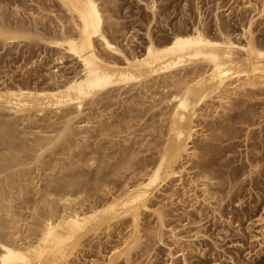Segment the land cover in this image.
Masks as SVG:
<instances>
[{
    "label": "bare ground",
    "instance_id": "6f19581e",
    "mask_svg": "<svg viewBox=\"0 0 264 264\" xmlns=\"http://www.w3.org/2000/svg\"><path fill=\"white\" fill-rule=\"evenodd\" d=\"M51 1L64 8L68 25L60 16L51 26L42 15L26 22L19 16L7 19L0 10V42L37 39L56 50L55 63L51 60L53 64L44 73L46 77L43 75L49 85L40 86L44 83H38L39 76L33 84H0V264H71V257L76 259L80 247L89 245L94 234L104 230V237L111 236L112 226L122 234L128 221L132 238L124 244L130 247L123 252L112 247L106 258L108 264H120V257L124 264H131V244L145 235L141 230L146 231V226L140 221L146 212L156 217L154 244L166 247L167 264H175L177 255L188 264L183 251L175 254L164 241L163 228L169 224L165 217L178 211L176 197L193 189L191 200L198 206L192 202L190 206L199 219L204 214L201 203L211 213L223 205L219 182L211 181L219 167L213 164L223 151L219 150L222 143L215 141L231 139L239 130L235 124L252 116L253 106L239 105L235 96L242 94L250 100L255 89L264 86V45L255 43L254 21L250 18L235 36L216 21L218 34L211 35L196 0L198 21L186 27L179 19L174 28L168 25L169 35L159 39L152 33L153 26H147L145 39L140 41L125 38L113 12L116 0ZM157 2L149 0L146 5L153 22ZM65 57L72 63L63 65L61 71L58 64ZM144 114L149 118H143ZM132 119L139 120V125L132 127ZM201 124L210 130L201 132L202 137L196 135ZM141 131L145 138L146 134L154 138L152 150L143 145L148 138L146 142L143 136L138 139ZM225 144L230 146L232 141ZM258 157L249 156L252 164H257ZM187 162L194 170L184 178L190 169ZM235 169L227 170L231 174L227 178L233 177ZM174 225L165 229L168 238L178 242L183 235L176 234ZM259 230L264 233V225ZM149 245L144 251L148 257L152 252Z\"/></svg>",
    "mask_w": 264,
    "mask_h": 264
},
{
    "label": "rangeland",
    "instance_id": "374dc122",
    "mask_svg": "<svg viewBox=\"0 0 264 264\" xmlns=\"http://www.w3.org/2000/svg\"><path fill=\"white\" fill-rule=\"evenodd\" d=\"M157 1H158L157 2L158 3V15L156 16V22H153V20H151V18H152L151 12H150L149 8H147V6H146L147 3L149 2V0H146V1L145 0H116L117 5H115V10H113V12L115 13L114 16H116L117 19L120 20V22H118V23H121L120 28L123 27V29H124L123 31H125V34H126L125 38H127V36L129 38L134 37L140 41H143L145 39L144 32L146 31L147 26H150V27L153 26L152 27L153 28L152 33L156 39L157 38L159 39L161 37H164L165 35L168 36L169 32H170L169 26L170 25L172 26V27L170 26V29L174 28L173 26H177L178 24L176 25V23L178 22L179 19L180 20L178 23H184V25L186 27H189V25L198 21V15H197L198 13H197V9H196V5H197L196 0H157ZM184 3H186V5ZM199 3H198V6H200V7H198V8H200V10L202 11V16H203V20H204L203 22L206 23V26L209 25L208 27L210 28V31H209V29H208V31L211 32L210 33L211 35H212V33H213V35L218 34V32L215 29H217V27H216L217 23L220 22V24H222L221 27H222L223 31H226V33H230V34L232 33L233 35L232 34L231 35L235 36L238 33L242 32V29H241L242 26L247 25L249 19L252 18V20L254 22L252 25L253 29L252 28L251 29H252V34L254 33L253 38L255 39V37H256L255 43H257V44L259 43L261 45H264V10H261L262 7L264 6V0H251V2H248L247 0H199ZM60 7L61 6L58 5L57 3H55V1H51V0H0V10L3 13L1 11L0 12H1V14H3V16L7 15V16H4L7 19L8 18L11 19L12 16L13 17L15 16V18L19 16L21 18V19L18 18L19 20L26 22L27 20L30 21V19H32L33 16L39 17L42 15L41 18L43 17L42 19L44 20V22L46 21L45 24L47 26L53 25L55 23V20H56L55 17H59V16H60L59 18L65 22V25L68 23L67 22L68 18L66 16V12H65L63 7H61V8ZM116 8H118V9L116 10ZM259 10H261L262 12H259ZM262 13H263V15H262ZM258 14L262 15V16H259ZM45 15H47V16L44 18ZM216 17H218V19ZM29 21L27 23H29ZM216 21H218V22H216ZM160 26H161V28H160ZM214 32H217V33H214ZM120 38H122V37L119 36V39ZM36 40L35 41H33V40L32 41L22 40V41H19V43L18 42H16V43L10 42L9 43V42H5V41L0 42V84H2V82H4V83L6 82L7 84L8 83L13 84V82L15 84H18V83L24 84L25 82L33 84V81H36L37 76H39L38 80L39 79L40 80L38 83H41V82L44 83L41 85L39 84L40 86L45 85V83H47L49 85L48 82H46V81L44 82L45 77H46L44 75V73L49 71L48 70L49 64L52 65L53 63H55L52 60V58H53V56L56 55L54 53V52H56V50L51 49V47H47V45L42 43L41 40H37V42H36ZM5 43H8V44H5ZM40 60H42V63L39 62ZM51 60L53 61V63ZM64 60H65L64 63L58 64V67L61 71H62V69H64L62 67L63 65H66V64L70 65V62H71L70 61L71 59L69 57L68 58L65 57ZM37 61L39 64L36 63ZM61 67H62V69H61ZM34 69H35V71H34ZM20 81H21V83H20ZM260 89H261V91H260ZM258 90L260 92H258ZM237 95H239V94H237ZM237 95L235 97L238 100H236V98L233 97V95H232V99L236 100L238 102V104L242 105V106H243V104L245 105L246 103L252 105L253 106V113H252V116L247 119L248 122L249 121L251 122L250 124L249 123L247 124V121L242 122V123L240 122V124L239 123L235 124V126H238V129H239L237 132L238 134L237 133L235 134L236 136L234 135V136H232V138L230 137L231 139L222 137V138H224V140L222 139L221 141H218V142L215 141L216 143L220 142L219 143L220 145L222 143V146H221V148H219V150L223 149V151H220L221 155L218 158H216L217 160H215V163L213 164V167L217 168L218 165H219V167L216 169V171H213V173H214L213 177L214 178H213V180L211 179L212 182H215V183L217 181L219 182V183H216V184H218L217 186L220 188L218 195L223 196V198H225L222 201L223 205H221V207H219L220 208L218 211L219 213L218 212H213L215 214L211 213L212 212L211 209L209 207H207L205 204L203 205L201 203V208H202V206H204L205 208L203 207L202 209L203 210L205 209V210L204 211L202 210V212L204 214L200 215V217H201L200 219H203V220H200L198 217L199 215H197L195 210L192 209L190 206L194 202V201L192 202V200H191L194 197V194H191L192 191L194 190L193 189V190H189V192L187 193L188 195L186 194L187 196L183 195L184 198L182 195L180 196L181 198H183V200L181 199L183 202H180L181 201V200H179L180 197L177 198L176 197L177 195L175 194L174 197H172V199L175 200V197H176L175 201H177V200L179 201V202L175 203L178 206L177 210L179 211V213H178V211H176V212L173 211L172 213H169L165 217L166 221L170 224V225L168 224V226H173L174 224L177 225V226L174 225L175 226L174 230L176 231V234L178 236L183 235V236H181L183 238L179 239L178 242H173L172 240H170L171 238H168V237H170V236H168L169 231H168V229H165V228H168V226H167V227L163 228V231H164L163 238L165 237L164 241L167 240L166 241L167 244L171 246V249H172V251H174L175 254H178V253L183 251V254H184L183 256H186L185 258L187 259V261H189L188 264H214V263L215 264H264V233H262L259 230L264 225V141L261 140V139H264V86L257 87V89H255V92H254V97L252 96L253 98L251 97L250 100L245 99L247 97L243 96L242 94L239 96H237ZM254 98H257V99H254ZM242 99L245 101L241 102ZM251 99L253 101H251ZM133 104H136V103H133ZM254 110H255V114H254ZM259 115H262V116H259ZM144 116L146 118H149V115L144 114L143 118H145ZM218 116H222V113H219ZM209 118H213V117L208 116V119ZM153 119L155 120L156 118L150 117V120H153ZM136 120L137 119H132L131 122L134 125L132 127H136L139 125V124H136L137 122L139 123V120H137V122H136ZM239 125H241V127ZM199 126H197L198 132L196 133V135H199L200 137H202L201 135L203 132L204 133H210V130L203 127L202 124ZM202 128L203 129L205 128L206 130L205 129L203 130ZM245 128L246 129L248 128V130H246ZM199 130H201V131L199 132ZM244 131H246V132L248 131V132L244 133ZM248 133L250 134V136ZM146 135L147 136L149 135L147 137L148 139L145 138L146 137L145 132H142V135L139 133L140 138H138V139H141L143 136L144 142H146V139L150 140L146 143H143V145L148 144L147 146L150 147V150H152L153 145H154L153 144L154 138L151 140L152 135H151V137H150V134H146ZM245 135L248 136L247 139H246ZM251 136H254V138H251ZM154 137H157V136H154ZM230 141H232V144L230 146H226L225 143H229ZM149 142H151V145ZM252 142H253V144H252ZM224 144H225V146H224ZM136 147H138L137 144H136ZM251 155H253V156L258 155L259 156L257 159H255L257 164L255 163V161H253L254 162L253 164H255V166L252 164V160L249 158V156H251ZM223 157H224V159H223ZM225 159H227V161ZM221 162H223V165L221 164ZM186 164H187V166H186ZM188 165H189L188 162L185 163V166L187 168H190V166H188ZM190 165H191V163H190ZM250 165H252L254 167H252ZM237 166H238V168H237ZM239 166H242L243 168H246V169L240 168ZM231 167L233 169L236 168L237 170L235 169L236 171H235V173H233L232 178L231 177L227 178L229 173H231L230 171H233ZM255 169H256V171H255ZM192 170H194V169L190 168L189 170L185 171V173L183 174L185 177L184 176L183 177L184 178L188 177L189 175L187 173L189 171L191 173ZM227 170L229 173H227ZM249 170L251 171V173H249L248 174L249 176H248L247 173L249 172ZM242 172H244L245 174L242 175ZM234 174H235V176H234ZM216 176H218V177H216ZM229 176H231V174ZM229 186L231 188H229ZM227 189L229 190L228 194H227ZM178 191H179L178 193H182V189L181 190L179 189ZM190 191H191V193H190ZM197 193H199L198 190H197ZM227 195H229V196H227ZM185 196L187 197L186 201H185V199H186ZM228 198H229V200H227ZM165 199L166 198H164L163 201ZM226 201H227V203H226ZM164 202H168L167 199ZM182 204L184 206H182ZM194 204H196V205H194ZM213 204H214V202H213ZM193 206L197 207L198 202L193 203ZM206 208H208L207 212H206ZM209 209H210V212H208ZM180 211H181V213H180ZM188 211L190 213H188ZM193 211H194L195 215L193 214ZM205 212H206V214H205ZM186 214H189L190 216L186 215ZM153 215L154 214H151L150 212H146V214L145 213L142 214V218H141L140 222L142 225L145 224V226H146L145 230L146 231H143L144 228L141 230V232H143L142 234H145V235L142 236V239L139 238L141 240L138 239L137 242L140 241L139 243L136 242L135 243L136 245H135L132 242L133 244H131L133 249H132V251H130L131 249H129V251H130L129 253L130 254H131V252L134 253V254H132L133 259H131V261H130L131 264H143V262H144V264H167V262H168L167 261L168 256H167L166 247H164L163 245H159L157 243L154 244L155 238H156L154 232H156L157 229L155 228L156 225L153 226L154 222L156 224V221H155L156 217ZM183 215H185V216H183ZM202 215H203V218H202ZM216 215H218V216H216ZM219 215H221L222 217ZM177 217H178V219H177ZM192 217H194V218H192ZM197 217H198V219H197ZM260 218H263V220L261 221ZM189 219H190V221H189ZM188 221L190 222V224ZM195 221L198 222V225L203 226L202 227L203 229H200L201 227L198 225H197L198 227H196ZM127 223L123 225V226H125V225H128V226H125L126 228L123 229L124 232L122 234L120 233L118 235L116 233L118 231L116 226L111 227V229H110V235L111 236L104 237L105 236L104 230L99 231V233H97L98 235L94 234L92 237L93 239L90 241L89 245L86 246L84 244L85 246H81L83 249H81V247H80L79 252L82 253V254L80 253V255L83 258H81L77 252L76 259H73L74 257L73 258L71 257V259H72L71 264H73V263L74 264H79V263L80 264H93V263L94 264H108L107 258H108L109 253L111 252L112 247L114 249H116V250L118 249L122 252L125 251V249H127V247H130V245H128L127 243L124 244L125 242L130 240V238H132V237L129 238V236H130L129 231H131V228H130L129 221ZM199 223H201V224H199ZM113 227H114V230H113ZM127 227H129V228H127ZM154 228H155V230H154ZM196 228H199L200 230L198 231V229H196ZM126 229H127V234H126ZM201 230H202V232H201ZM149 231L151 233H148ZM149 234H151V235H149ZM100 236H102V237H100ZM119 236H120V238H119ZM97 238H99V239H97ZM102 238H105V239H102ZM187 238H190V239H188V241H187ZM114 239H118V241L114 240ZM153 239H154V241H153ZM105 241H107V242H105ZM116 241H117V243H116ZM135 241L136 240H134V242ZM189 241H190V243H189ZM142 242H143V244H142ZM148 242L150 245L147 244ZM184 242H188V243L186 244ZM215 242L218 244H216ZM84 243H87V241H84ZM177 243L179 245H177ZM98 244H100V245H98ZM137 244H139V245H137ZM189 244H190V247H187V246H189ZM215 244L217 245L216 248H215ZM148 245L150 246L151 251H152L149 253V257L145 256L146 255L145 249H146V246L148 248ZM181 246H182V248H181ZM142 247H143V249H142ZM191 247H192V249H191ZM87 249H89V250L87 251ZM140 250H142V251H140ZM135 251L136 252L138 251L137 253H139V254L135 253ZM150 254H152L153 256H150ZM138 256H140V257H138ZM120 258H122V257H120ZM120 258L118 261H121L120 264H124L122 261L123 259L120 260ZM141 258H142V261H139V259L141 260ZM181 258H182L181 255H177L176 258H174V263L176 264V262H177L178 264H183L184 262L183 263L181 262L182 261ZM147 259H150V262L147 263L146 262ZM137 260L139 261V263Z\"/></svg>",
    "mask_w": 264,
    "mask_h": 264
}]
</instances>
